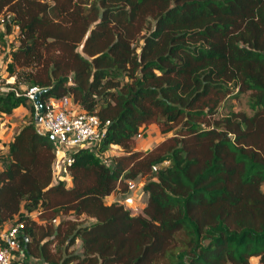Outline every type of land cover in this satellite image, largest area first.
<instances>
[{
    "label": "trees",
    "instance_id": "trees-1",
    "mask_svg": "<svg viewBox=\"0 0 264 264\" xmlns=\"http://www.w3.org/2000/svg\"><path fill=\"white\" fill-rule=\"evenodd\" d=\"M0 17L15 80L0 85V118L31 113L0 168V230L24 223L28 257L264 264V0H0ZM32 87L39 105L70 96L109 122L73 153L72 186L55 174ZM244 94L250 113L231 103ZM152 124L166 137L137 149ZM142 178L135 213L124 200Z\"/></svg>",
    "mask_w": 264,
    "mask_h": 264
},
{
    "label": "built area",
    "instance_id": "built-area-1",
    "mask_svg": "<svg viewBox=\"0 0 264 264\" xmlns=\"http://www.w3.org/2000/svg\"><path fill=\"white\" fill-rule=\"evenodd\" d=\"M7 18L10 19L11 15ZM1 20L3 22L4 19ZM38 92H40L39 87H32L26 95L35 101ZM35 106L34 118L39 131L48 132L55 137L57 144L55 174L57 176L61 170L68 173L67 167L74 162L73 153L76 150L99 145L106 136L109 122L104 123L99 116L83 110L70 96L49 99L42 108L35 101ZM143 136L144 132L137 135L138 139ZM156 169L154 167V170ZM59 178L64 180L63 177ZM130 188L133 189L134 185L130 184ZM124 204L135 213L139 212L134 198H126ZM23 230L24 223L19 219H15L0 230V264H38L37 260L26 254L21 241Z\"/></svg>",
    "mask_w": 264,
    "mask_h": 264
},
{
    "label": "rangeland",
    "instance_id": "rangeland-1",
    "mask_svg": "<svg viewBox=\"0 0 264 264\" xmlns=\"http://www.w3.org/2000/svg\"><path fill=\"white\" fill-rule=\"evenodd\" d=\"M0 18V22H2ZM0 28H2V25H0ZM10 39V38H9ZM8 54H9V46L6 43H3L0 41V85H3L2 83H9L8 80L10 79L7 74V62H8ZM15 81V80H14ZM248 100V94L241 95L238 98H234L231 100V103H233L235 110H244L247 112H251L250 108L247 103ZM22 111H25V114L19 113L20 111H14L13 114L0 118V122H4V127L0 129V168H3V161L6 160L7 156V144L9 143V139L11 140L13 137V134L15 135L18 133V131L22 128L23 125H25L31 117L30 111H27L26 109L22 108ZM220 113L225 112V108H220ZM17 113V114H16ZM9 118V119H8ZM13 124V125H12ZM172 135V134H171ZM164 136L159 127L155 124L150 125L147 130L144 131L143 138L137 140L136 147L139 150H146L148 148L154 147L158 143L164 140ZM120 152V149L118 147H113L111 150V153L113 152ZM59 177H63V179L66 181L68 185L71 184V179L69 177V174L67 172H64L61 170L59 172V175L57 176L58 180ZM147 178L139 179L136 183V186L133 190H131V198H134L136 207H138L139 212H141L146 204L147 196L141 193V188H143L145 181ZM141 193V194H140ZM110 202V200H108ZM134 212V211H133ZM67 218H72V220H76L75 217L68 216ZM79 222L82 223H90L92 222L89 219L81 218ZM71 251L76 254H81V242L76 243L75 246L71 248ZM253 264H258V259L254 258L252 260ZM38 264H43L42 261H39Z\"/></svg>",
    "mask_w": 264,
    "mask_h": 264
},
{
    "label": "crops",
    "instance_id": "crops-1",
    "mask_svg": "<svg viewBox=\"0 0 264 264\" xmlns=\"http://www.w3.org/2000/svg\"><path fill=\"white\" fill-rule=\"evenodd\" d=\"M8 82H9V83H13V82H14V77H11V78L8 80ZM16 111H20L19 113H22V114L24 113V114H25V111H22V108H18V109L15 110V112H16ZM16 114H17V113H16ZM8 119H9V118H8ZM12 125H13V124H12ZM3 127H4V126H3ZM13 136H14V134H13ZM13 136H12V137H13ZM0 138H3V137H0ZM11 140H12V139H11ZM11 140L9 139V141H11ZM115 147H116V146H115ZM69 177H70V179H71L70 174H69ZM69 186H72V181H71V184H70Z\"/></svg>",
    "mask_w": 264,
    "mask_h": 264
},
{
    "label": "water",
    "instance_id": "water-1",
    "mask_svg": "<svg viewBox=\"0 0 264 264\" xmlns=\"http://www.w3.org/2000/svg\"><path fill=\"white\" fill-rule=\"evenodd\" d=\"M39 95H40V92H38V93L36 94V100H37V98L39 97ZM36 104H39L38 100L36 101ZM40 107L42 108V105H40ZM51 137H52V139H55V137H54L53 135H51Z\"/></svg>",
    "mask_w": 264,
    "mask_h": 264
}]
</instances>
